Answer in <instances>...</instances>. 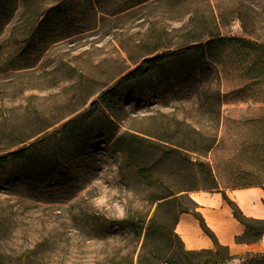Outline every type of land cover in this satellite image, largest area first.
<instances>
[{"label":"rangeland","instance_id":"rangeland-1","mask_svg":"<svg viewBox=\"0 0 264 264\" xmlns=\"http://www.w3.org/2000/svg\"><path fill=\"white\" fill-rule=\"evenodd\" d=\"M5 5L0 152L20 141L14 148L35 143L53 149L62 124L88 109L142 55L172 50L171 39L182 33L175 29L191 17L215 20L228 41L194 81L183 82L184 75L175 73L172 92L148 86L144 98L114 112L117 136L166 138L173 132L178 143L200 151L216 139L211 151L192 154L191 163L181 155L149 163L152 185L128 172L114 141L97 143L64 165L66 175L45 183L26 175L0 181V263L128 264L130 255L137 260L147 223L154 218L173 225L182 209L183 204L161 203L168 199H159L165 193L264 187V64L253 63L264 50H244L239 41L255 40L250 33L264 45V0H5ZM218 94L219 115L200 107ZM6 170H0L2 177ZM128 216L146 222L141 239L113 223ZM157 247L168 250L169 244L165 238L147 241V252Z\"/></svg>","mask_w":264,"mask_h":264},{"label":"trees","instance_id":"trees-1","mask_svg":"<svg viewBox=\"0 0 264 264\" xmlns=\"http://www.w3.org/2000/svg\"><path fill=\"white\" fill-rule=\"evenodd\" d=\"M137 2L142 3L143 0H137ZM5 6V0H0V26L5 23L4 18L9 16L4 12ZM199 29L202 30L200 33L192 35V32H198ZM175 31H181L182 33L177 36V39H171V45L167 48L173 47L172 50L157 53L158 49H155L142 55L135 61L136 67L122 71V75L114 84L104 89L88 109L77 113L62 124L57 130L56 146L53 149H41L36 147L35 143L14 148L24 142L20 141L1 151L0 170L5 168L7 170L5 171V177H2L0 171V181L11 182L19 176L26 175L32 177L38 183H45L58 175H66L63 173L64 165L84 156L97 143L114 141V149L122 153L124 167L129 168L128 172L137 174L144 184L152 185L149 170L153 166L148 167L149 163H159L163 159L175 158L178 155H181L186 163H191L192 154L204 155L211 151L214 148L216 139L208 144L204 151H200L196 147H187L184 143H178L174 139L176 135L173 132L166 138L164 136L153 137L146 133L136 134L132 132L117 136L118 127L116 117H114L116 109L123 108L129 101H138L140 98H144L148 86L158 85L164 88L165 93L172 92L175 85L172 83L171 78L175 73L184 75L183 82L194 81L196 72L203 65L210 64L209 59L214 56L213 52L223 49L221 43L228 41L222 37L216 21H210L205 17L203 21L198 20V17H191L186 25H182ZM249 35L256 39H239L245 45L243 49L247 51L264 50V45L258 41L257 37L250 33ZM259 59H262L264 64V54L262 57L259 55L254 56V66ZM218 63L222 64V61ZM262 69L264 71V68ZM261 79L264 81V76ZM254 80H258V78L251 81ZM222 104L221 96L218 94L216 101H214V98H206L200 102V107L206 112H215L219 115L222 112ZM262 119L264 120V117ZM177 123L191 128V124L185 121H177ZM168 129H171V127L169 126ZM192 131L197 135H202V132L195 128H192ZM62 143H65V147ZM151 157L155 159L153 162L149 160ZM250 186H259V184L241 185L235 188ZM211 188L216 189L218 186L215 184ZM262 188L264 189V187ZM194 190L197 189L194 187L179 191L173 190L159 198H168L161 203L169 204L171 207H175L177 204H183V207L178 212L173 225L159 223L154 218L147 223L146 233L137 260L135 261L134 257L130 255L128 264H229L234 262L237 257L230 254L227 246L219 243L214 232L207 226L205 219L197 211V204L189 194L190 191ZM220 192L231 206L234 217L246 228L245 233L237 237V241L244 243L259 242L264 234V220L246 217L239 206L229 199L225 191ZM183 200H186V202H183ZM182 213H192L199 219L203 231L212 239L215 249H186L183 240L175 231L179 216ZM113 223L121 228H130L136 239H141L143 228L146 226L145 221L136 220L130 216L114 220ZM152 237L155 239L165 238L169 244V249L157 247L147 252V241ZM243 264H264V252L248 255Z\"/></svg>","mask_w":264,"mask_h":264},{"label":"crops","instance_id":"crops-1","mask_svg":"<svg viewBox=\"0 0 264 264\" xmlns=\"http://www.w3.org/2000/svg\"><path fill=\"white\" fill-rule=\"evenodd\" d=\"M189 194L197 204V211L203 216L219 243L227 246L230 254L237 257L233 263L229 264H243L248 255L264 252V234L256 243L237 241V237L242 236L246 228L234 217L231 206L220 191L194 190ZM226 194L239 206L246 217L264 220V189L262 187L235 188L228 190ZM175 231L188 250L215 249L212 239L205 234L199 219L192 213H182L179 216Z\"/></svg>","mask_w":264,"mask_h":264}]
</instances>
